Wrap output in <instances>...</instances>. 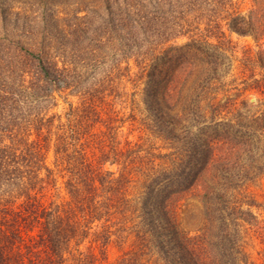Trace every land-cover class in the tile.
Masks as SVG:
<instances>
[{
	"label": "trees",
	"instance_id": "obj_1",
	"mask_svg": "<svg viewBox=\"0 0 264 264\" xmlns=\"http://www.w3.org/2000/svg\"><path fill=\"white\" fill-rule=\"evenodd\" d=\"M252 1L245 16L234 0H0V264H100L92 245H121L129 214L114 264H249L242 230L264 246V208L245 193L264 172V102H249L264 100V0ZM230 58L236 93L221 102ZM134 107L170 152L124 137ZM190 194L205 222L192 235L176 216Z\"/></svg>",
	"mask_w": 264,
	"mask_h": 264
},
{
	"label": "rangeland",
	"instance_id": "obj_2",
	"mask_svg": "<svg viewBox=\"0 0 264 264\" xmlns=\"http://www.w3.org/2000/svg\"><path fill=\"white\" fill-rule=\"evenodd\" d=\"M235 8L238 10L241 15L247 16L248 11L253 6L252 0H234ZM255 34V33H254ZM232 39L240 44L246 45L245 47L253 49L254 51L257 49L255 39L251 35H246L244 37H237L235 34L232 35ZM255 53V52H254ZM225 70H226V78L222 83L223 90H228L230 87L226 86V82L231 79L230 75L236 73L238 71V63L234 60V58L228 59ZM236 75V74H235ZM237 77V76H236ZM240 86H238L239 88ZM232 88V87H231ZM214 90H211V93ZM236 91L234 89L228 90L226 92L220 91L221 102H223L227 97H233ZM246 98H248L246 96ZM73 99L68 98L67 101H72ZM249 102L253 103H263L264 100L260 97L259 99H255L254 97L249 98ZM264 107V105L262 106ZM133 113L135 114L134 119H130L128 121L125 117L123 122V132L124 137L131 142V144H137L142 148V150H148L152 153H167L170 152V145L167 141H165L161 136L152 133L148 129H146L140 121V116L137 112L138 107H134ZM68 110V105L64 102V100L58 101V106L55 111L62 116ZM99 126H96L97 128ZM95 143H91L88 147L87 155L91 156V154H95V150L93 149ZM46 163L49 167L54 169V172L58 174V169L54 167V157L52 147L46 150ZM58 183L61 185L62 179L58 177ZM245 193L252 198H254L258 203L262 204L264 208V172L251 183H248L246 186ZM139 185L135 187V189H131V196H138L136 194L139 192ZM177 223L181 230L192 235L197 233L203 229L205 222L201 213V204L199 198L195 194L187 195L182 201L177 205ZM264 217V213H262ZM134 220L133 215L127 216V220L125 221V227H127V231L125 233V238L121 245L117 244V239L112 238L111 241L106 245L103 250V253H98L97 245L93 244V252L97 255V259L100 264H114L115 260L126 250L130 248L133 242L132 236V222ZM241 246L242 250L245 253L247 262L249 264H264V246L256 239V237L252 234L251 231L242 230L241 234Z\"/></svg>",
	"mask_w": 264,
	"mask_h": 264
}]
</instances>
